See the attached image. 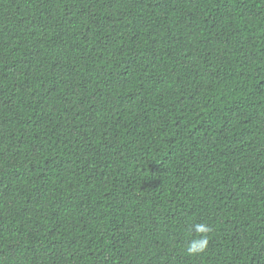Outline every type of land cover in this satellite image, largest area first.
<instances>
[{"label":"trees","instance_id":"obj_1","mask_svg":"<svg viewBox=\"0 0 264 264\" xmlns=\"http://www.w3.org/2000/svg\"><path fill=\"white\" fill-rule=\"evenodd\" d=\"M0 264H264V0H0Z\"/></svg>","mask_w":264,"mask_h":264},{"label":"clouds","instance_id":"obj_2","mask_svg":"<svg viewBox=\"0 0 264 264\" xmlns=\"http://www.w3.org/2000/svg\"><path fill=\"white\" fill-rule=\"evenodd\" d=\"M195 231L199 234H207L210 229L203 224H198L195 226ZM208 240L206 235L202 236V238L194 240L189 247L187 248V255L196 256L202 253L207 247Z\"/></svg>","mask_w":264,"mask_h":264}]
</instances>
